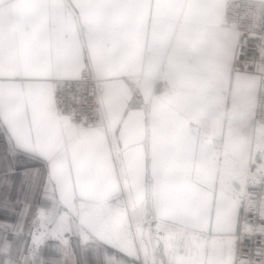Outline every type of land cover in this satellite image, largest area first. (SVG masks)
Returning a JSON list of instances; mask_svg holds the SVG:
<instances>
[{
	"label": "crops",
	"instance_id": "obj_1",
	"mask_svg": "<svg viewBox=\"0 0 264 264\" xmlns=\"http://www.w3.org/2000/svg\"><path fill=\"white\" fill-rule=\"evenodd\" d=\"M225 7L0 0V128L56 150L76 209L118 200L119 214L142 217L130 235L103 230L114 264H142L156 244L169 245L167 264H237L243 207L225 183L244 190L254 147H264L255 116L264 86L232 69L238 31L222 23ZM89 61L106 119L80 128L58 115L53 82L79 77Z\"/></svg>",
	"mask_w": 264,
	"mask_h": 264
},
{
	"label": "snow or ice",
	"instance_id": "obj_2",
	"mask_svg": "<svg viewBox=\"0 0 264 264\" xmlns=\"http://www.w3.org/2000/svg\"><path fill=\"white\" fill-rule=\"evenodd\" d=\"M57 166L55 149L0 128V264H114L115 246L63 192ZM248 248L243 264H264V247Z\"/></svg>",
	"mask_w": 264,
	"mask_h": 264
},
{
	"label": "built area",
	"instance_id": "obj_3",
	"mask_svg": "<svg viewBox=\"0 0 264 264\" xmlns=\"http://www.w3.org/2000/svg\"><path fill=\"white\" fill-rule=\"evenodd\" d=\"M222 23L238 31L233 54L232 69L244 74H258L264 86V1L226 0ZM54 97L58 115L68 117L80 128L105 123V107L101 95V80L96 76L89 61L79 77H58L54 79ZM256 119L264 122V89L258 94L255 110ZM119 152L118 147L113 149ZM264 147H254V159L244 174L250 177L244 190L237 187L232 179L225 186L231 197L243 207L237 238V264L247 259L248 245L255 241L256 248L264 247ZM131 223L125 224L115 216L113 225L121 224L124 234L130 235V228L139 223L140 215L127 208ZM120 219V220H119ZM122 222V223H121ZM169 245L156 244L152 254L141 256L142 264H167L166 248Z\"/></svg>",
	"mask_w": 264,
	"mask_h": 264
},
{
	"label": "rangeland",
	"instance_id": "obj_4",
	"mask_svg": "<svg viewBox=\"0 0 264 264\" xmlns=\"http://www.w3.org/2000/svg\"><path fill=\"white\" fill-rule=\"evenodd\" d=\"M240 171L247 172L245 168L240 169ZM234 175L235 173H233V176ZM122 205L121 203L119 204L118 200H109L104 203H90L88 207L84 210V213L90 215L94 219L95 223L102 230L113 232L112 226H113L114 221L112 220L115 216H120V218L122 219L121 221H123V223L125 224L131 223L130 217H128L127 215L118 213V207L119 206L122 207ZM141 220L142 218H139L138 221L142 222ZM150 224L153 226L154 222H150V220H148L147 225H150ZM170 243H171V240L168 239V244Z\"/></svg>",
	"mask_w": 264,
	"mask_h": 264
},
{
	"label": "bare ground",
	"instance_id": "obj_5",
	"mask_svg": "<svg viewBox=\"0 0 264 264\" xmlns=\"http://www.w3.org/2000/svg\"><path fill=\"white\" fill-rule=\"evenodd\" d=\"M112 230H113V232H111V234H113V235H115L117 238L118 237H121V236H124V229H123V227H122V225L121 224H115V225H113L112 226ZM137 230H138V233L139 234H141V235H144V233H145V228H143V225H139L138 226V228H137ZM168 234H165V238H167L166 236H167ZM169 238H170V236H169ZM169 238H167V239H169Z\"/></svg>",
	"mask_w": 264,
	"mask_h": 264
}]
</instances>
